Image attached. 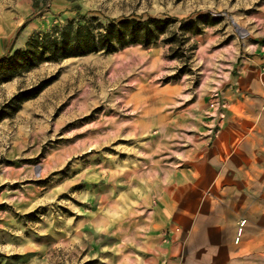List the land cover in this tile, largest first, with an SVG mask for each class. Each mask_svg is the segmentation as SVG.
<instances>
[{
  "label": "rangeland",
  "instance_id": "374dc122",
  "mask_svg": "<svg viewBox=\"0 0 264 264\" xmlns=\"http://www.w3.org/2000/svg\"><path fill=\"white\" fill-rule=\"evenodd\" d=\"M124 18L171 21L148 45L0 82V264H167L169 210L232 199L202 193L199 156L242 66L264 51V0H0V46ZM19 91L37 93L10 103Z\"/></svg>",
  "mask_w": 264,
  "mask_h": 264
},
{
  "label": "crops",
  "instance_id": "0c3cea01",
  "mask_svg": "<svg viewBox=\"0 0 264 264\" xmlns=\"http://www.w3.org/2000/svg\"><path fill=\"white\" fill-rule=\"evenodd\" d=\"M27 38L18 36L13 49L23 48ZM11 45L0 47L7 50ZM262 64L264 68L262 49L244 63L234 82L236 91L227 94V118L217 137L201 148L199 156L202 193L232 199L206 201L196 208L183 206L177 218L172 213L174 209L169 210L163 225L172 237L162 239L159 246L167 264H264V202L233 199L264 196V72L259 73ZM194 210H199L198 215L192 213Z\"/></svg>",
  "mask_w": 264,
  "mask_h": 264
},
{
  "label": "trees",
  "instance_id": "16d2710c",
  "mask_svg": "<svg viewBox=\"0 0 264 264\" xmlns=\"http://www.w3.org/2000/svg\"><path fill=\"white\" fill-rule=\"evenodd\" d=\"M189 19L182 26H189L198 18ZM170 19L148 18L135 20L124 18L111 20L101 32H94L90 24L74 27L72 23L42 34L32 35L21 49L11 51L0 56V82H5L14 76L37 66L41 62L59 60L73 56H80L91 52L103 51L113 52L129 44L141 43L148 45L158 39L159 35L166 29ZM215 22V19L211 20ZM25 24H22L15 36ZM201 28H195L199 33ZM12 53V54H11ZM37 92L19 91L10 103L20 102L33 97ZM8 104L4 107H8ZM4 114L0 111V119Z\"/></svg>",
  "mask_w": 264,
  "mask_h": 264
},
{
  "label": "built area",
  "instance_id": "2783aa9c",
  "mask_svg": "<svg viewBox=\"0 0 264 264\" xmlns=\"http://www.w3.org/2000/svg\"><path fill=\"white\" fill-rule=\"evenodd\" d=\"M262 70H263V72H264V68H262ZM210 105H211V107H213V106H214V103L211 102ZM218 133H219V131L216 133V135H218ZM240 225H242V224H240Z\"/></svg>",
  "mask_w": 264,
  "mask_h": 264
},
{
  "label": "bare ground",
  "instance_id": "6f19581e",
  "mask_svg": "<svg viewBox=\"0 0 264 264\" xmlns=\"http://www.w3.org/2000/svg\"><path fill=\"white\" fill-rule=\"evenodd\" d=\"M242 32V34H244V31L240 30Z\"/></svg>",
  "mask_w": 264,
  "mask_h": 264
}]
</instances>
